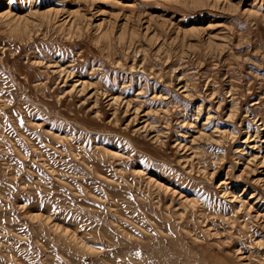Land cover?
Segmentation results:
<instances>
[{
	"label": "rangeland",
	"instance_id": "obj_1",
	"mask_svg": "<svg viewBox=\"0 0 264 264\" xmlns=\"http://www.w3.org/2000/svg\"><path fill=\"white\" fill-rule=\"evenodd\" d=\"M0 264H264V0H0Z\"/></svg>",
	"mask_w": 264,
	"mask_h": 264
}]
</instances>
